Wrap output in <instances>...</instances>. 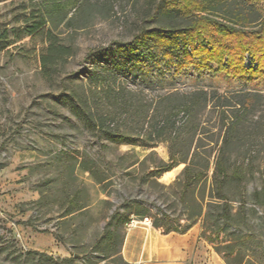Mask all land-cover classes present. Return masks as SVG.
I'll return each instance as SVG.
<instances>
[{"label": "rangeland", "instance_id": "1", "mask_svg": "<svg viewBox=\"0 0 264 264\" xmlns=\"http://www.w3.org/2000/svg\"><path fill=\"white\" fill-rule=\"evenodd\" d=\"M254 1L264 10V0ZM83 2L81 10L66 8L47 24L73 51L48 75L41 65L49 43L46 29L34 35L25 31L35 0H0V264H122L118 251L132 219L149 217L152 224L161 222L162 230H182L193 221L187 217H194L197 203L195 197L187 203L180 200L183 163L170 174H152L170 161V138L167 132L156 139L149 128L193 90L230 99L245 91L264 95V57L254 60L248 52L240 56L233 50L232 56L222 58L198 52L188 58L183 45L150 43L148 48L136 45L139 59L131 60L133 52H123L119 44L134 43L143 29L161 31L170 23H183L164 9L168 0ZM208 12L203 14L215 23L235 25ZM259 22L240 28L255 35L261 31ZM216 40L215 35L204 44L210 49ZM227 46L232 49L231 42ZM99 47L111 51L87 60ZM97 73L121 92L128 111L106 104L104 92L90 91ZM84 98L99 102L100 112L116 113L106 127L114 128L117 137L86 123L77 109L83 108ZM261 100L259 109L248 115L242 140L228 153L231 163L240 156L247 164L243 233L256 234L264 245V129L255 123L264 119V96ZM215 101L197 111V129L188 138L221 145L225 128ZM87 166H94L104 180L98 182ZM201 188L198 183L194 196ZM205 193L207 197L209 185ZM256 198L263 207L254 203ZM73 201V207H87L65 215ZM136 210H146L145 216ZM209 224L202 219L192 224L209 252L199 264H227L207 239ZM247 252L264 264L262 249Z\"/></svg>", "mask_w": 264, "mask_h": 264}, {"label": "trees", "instance_id": "2", "mask_svg": "<svg viewBox=\"0 0 264 264\" xmlns=\"http://www.w3.org/2000/svg\"><path fill=\"white\" fill-rule=\"evenodd\" d=\"M84 3L83 0H35L32 10L26 16L25 31L28 35L42 33L46 29L45 35L49 43L41 56V65L48 75L54 71L56 65L66 61L73 54V51L70 45L62 43L50 28H46L47 24L56 15H60L64 9L76 8V10H81ZM164 9L172 11L171 14L175 19H181L180 21L183 23H170L165 26L166 29L161 31L143 29L135 35L134 43L119 44L118 47L123 52L128 54L133 52L130 54L132 55L131 60L137 61L139 59V54L134 52L136 45L139 46L138 49L141 47L148 48L150 43L172 47L183 45V53L188 58L198 52L214 54L222 58L225 54L232 56L233 50L239 52L240 56L242 53L248 52L254 60L264 57V10L254 0H168ZM207 11L229 19L235 25L227 27L215 23L211 16L203 14ZM258 20L261 25L260 34L248 35L243 28H240L251 25ZM215 35L217 40L215 43L211 41L213 45L208 49L204 41L213 38ZM227 41L231 42L232 49L227 46ZM187 48H190V52ZM110 51L109 47H99L88 53L86 59L91 60L94 55ZM233 58L235 59V57ZM92 82L90 91L104 92L106 104L109 102L110 107H115L120 111L129 110L127 102L121 97V92L112 88L108 77L102 73H97ZM172 95L174 94H170L167 99L170 100ZM263 96L261 91H245L237 93L235 99H230L227 95L217 97L215 93L211 94L208 90H193L182 94L179 104L175 107H168L166 114L157 118L155 124L152 125L153 128H149L151 135H155L156 139L165 138L167 132L170 138V161L164 163L161 168H156L152 174L160 176L183 163L184 167L181 171L183 187L180 200L182 203H187L191 197H195L197 203V211L194 217H187L189 221L190 219L193 221L191 220L182 230L168 227L163 231L185 232L192 227L194 219L195 221L200 219L211 221L212 224L207 226L210 229L207 239L214 243L215 250L226 258L227 264H260L247 251L259 247L264 252V245L256 234L243 233V224L246 220L244 215L247 212V198L243 185L247 173L246 160L238 156V159L236 158L231 163L228 153L230 146L235 141L242 140V130L248 115L259 109ZM214 99L216 101L213 106L220 109L225 128L221 145L218 141L211 145L204 144L201 138L197 140L188 138L187 136L197 129L194 119L197 111L206 108ZM80 101L84 106L83 108L79 106L77 109L88 125L102 131H109V134L114 138L118 136L114 128L109 126L108 129L106 127L110 125L109 123L116 113L112 111L100 112V103H92L88 98ZM178 113L182 114V121L178 119ZM255 123L264 129V119L257 118ZM249 137H252L251 134ZM85 169L90 171L98 182L104 180L97 176V169L94 166H87ZM210 172H212L211 175H209ZM198 183H201L202 188L200 194L194 196V190ZM208 185L210 193L206 197L205 192ZM229 187L230 189H228ZM65 190L70 198L71 195L67 186ZM74 203L75 201L66 209L65 215L87 207V204L73 207ZM136 203L141 206L140 202L136 201ZM254 203L263 207L262 202L257 198ZM115 214L113 213L111 217L113 218ZM135 214L143 217L146 210H136ZM124 221V223L128 222L127 220ZM153 225L160 228L163 224L155 221ZM215 232L216 234L213 236ZM221 232L224 234L220 239ZM112 235L109 233L110 238ZM123 238L124 233L121 244ZM215 240L218 242L216 243ZM119 253L120 250L118 255L121 263L128 264Z\"/></svg>", "mask_w": 264, "mask_h": 264}, {"label": "crops", "instance_id": "3", "mask_svg": "<svg viewBox=\"0 0 264 264\" xmlns=\"http://www.w3.org/2000/svg\"><path fill=\"white\" fill-rule=\"evenodd\" d=\"M199 228L165 232L153 224L139 222L125 227L120 255L128 264H199L207 253Z\"/></svg>", "mask_w": 264, "mask_h": 264}, {"label": "built area", "instance_id": "4", "mask_svg": "<svg viewBox=\"0 0 264 264\" xmlns=\"http://www.w3.org/2000/svg\"><path fill=\"white\" fill-rule=\"evenodd\" d=\"M139 222H144L146 224H152L151 219L149 217H145L143 220L132 219L130 222L127 223V225L128 227H131V226L138 224Z\"/></svg>", "mask_w": 264, "mask_h": 264}, {"label": "bare ground", "instance_id": "5", "mask_svg": "<svg viewBox=\"0 0 264 264\" xmlns=\"http://www.w3.org/2000/svg\"><path fill=\"white\" fill-rule=\"evenodd\" d=\"M170 173H171V171L166 172V174H170Z\"/></svg>", "mask_w": 264, "mask_h": 264}]
</instances>
